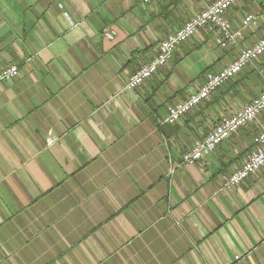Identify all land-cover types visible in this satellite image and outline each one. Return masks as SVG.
<instances>
[{
  "label": "crops",
  "instance_id": "crops-1",
  "mask_svg": "<svg viewBox=\"0 0 264 264\" xmlns=\"http://www.w3.org/2000/svg\"><path fill=\"white\" fill-rule=\"evenodd\" d=\"M215 0H0V264H264V168L223 187L264 112L179 166L257 97L264 56L175 124L169 108L264 36V0L226 18L238 47L199 29L150 80L126 88L160 42ZM111 31L113 37L106 36Z\"/></svg>",
  "mask_w": 264,
  "mask_h": 264
},
{
  "label": "built area",
  "instance_id": "built-area-1",
  "mask_svg": "<svg viewBox=\"0 0 264 264\" xmlns=\"http://www.w3.org/2000/svg\"><path fill=\"white\" fill-rule=\"evenodd\" d=\"M153 0H143L150 3ZM243 0H215L192 18L182 27L169 33L159 44L156 55L147 63L142 64L129 77L126 88L137 89L150 80L162 67L166 66L176 49L192 38L199 29L213 26L221 32L218 43L221 47H238L243 36V28L256 20L252 14L245 17L243 28H232L226 18L229 9ZM106 36L112 38V32L106 31ZM264 56V36L252 46L240 50L236 59L232 60L216 73L210 75L197 92L187 99L178 102L169 108L164 122L175 124L188 115L194 108L214 95L226 82L241 74L245 68ZM20 74L17 64H10L0 70V85L16 78ZM264 112V85L260 94L244 105L237 112L224 116L201 139H197L191 148L185 151L180 159L179 166L197 163L206 155L215 151L218 146L232 135L237 133L248 123L255 121ZM255 147L249 153L242 165L227 175L223 187L234 189L243 184L251 175L264 168V125L254 138Z\"/></svg>",
  "mask_w": 264,
  "mask_h": 264
}]
</instances>
